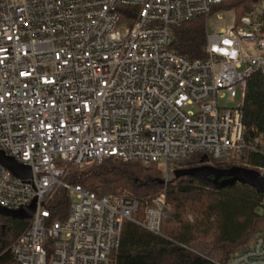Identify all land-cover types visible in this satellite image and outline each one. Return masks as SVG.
<instances>
[{"label":"built area","instance_id":"2783aa9c","mask_svg":"<svg viewBox=\"0 0 264 264\" xmlns=\"http://www.w3.org/2000/svg\"><path fill=\"white\" fill-rule=\"evenodd\" d=\"M226 1L0 0V152L32 173L0 165V207L37 202L4 264H115L126 221L161 235L179 163L196 152L210 166L264 157V134L248 140L242 112L248 79L264 72L263 7L216 34L206 28L203 60L170 50L172 27L207 24ZM110 158L161 167L164 191L143 220L136 199L97 197L58 167ZM255 171L264 176V165ZM58 188L72 200L63 222L48 207ZM227 264H264V239Z\"/></svg>","mask_w":264,"mask_h":264},{"label":"trees","instance_id":"16d2710c","mask_svg":"<svg viewBox=\"0 0 264 264\" xmlns=\"http://www.w3.org/2000/svg\"><path fill=\"white\" fill-rule=\"evenodd\" d=\"M256 6L263 7L264 23V0H227L216 10L233 12L241 19ZM206 36L204 17L172 27L170 50L192 61L203 60ZM242 112L247 139L264 134V72L248 79ZM204 155L196 152L179 167L203 166ZM263 165L264 157L250 152L213 162L220 170H257ZM58 167L65 173V183L81 186L97 197L136 199L140 209L134 218L139 220L144 219L145 210L164 191L163 172L158 164L110 158L84 168L59 161ZM71 201L65 189L55 191L48 203L54 221L67 219ZM166 203L160 236L133 222L124 223L121 245L113 253L115 264H227L249 249L256 238L264 239V195L249 186L236 184L213 190L191 177L175 178L167 187ZM28 223L0 215V264L11 259L9 248Z\"/></svg>","mask_w":264,"mask_h":264},{"label":"water","instance_id":"95a60500","mask_svg":"<svg viewBox=\"0 0 264 264\" xmlns=\"http://www.w3.org/2000/svg\"><path fill=\"white\" fill-rule=\"evenodd\" d=\"M208 162V158L205 157L202 161L204 164L203 166L178 170L176 171L175 176L177 179L184 177L194 178L201 184L213 190H221L227 187H232L236 184H241L253 188L260 195H264V176L259 172L240 167L220 170L207 165ZM0 165L9 170L17 178L27 180L32 177L30 168L17 164L11 158L6 157L2 152H0ZM223 177L225 179L221 181L220 179ZM36 209L37 202L34 201L29 207L23 208L19 211H8L0 207V215L13 220L28 221L34 217Z\"/></svg>","mask_w":264,"mask_h":264},{"label":"rangeland","instance_id":"374dc122","mask_svg":"<svg viewBox=\"0 0 264 264\" xmlns=\"http://www.w3.org/2000/svg\"><path fill=\"white\" fill-rule=\"evenodd\" d=\"M234 19H235V15L233 12L216 10L215 13L209 18V20H207V24H206L207 33L209 35H213V34L218 33L221 29L231 27L234 23ZM240 101L241 99H240V92H239L237 102L239 103ZM223 104L231 106V107L234 106V103L231 102L230 99H226V101H224Z\"/></svg>","mask_w":264,"mask_h":264},{"label":"flooded vegetation","instance_id":"af4514ba","mask_svg":"<svg viewBox=\"0 0 264 264\" xmlns=\"http://www.w3.org/2000/svg\"><path fill=\"white\" fill-rule=\"evenodd\" d=\"M211 178H213V177H211ZM225 178L223 177V178H221L220 180L222 181V180H224Z\"/></svg>","mask_w":264,"mask_h":264}]
</instances>
